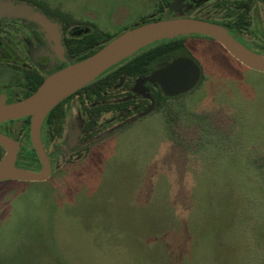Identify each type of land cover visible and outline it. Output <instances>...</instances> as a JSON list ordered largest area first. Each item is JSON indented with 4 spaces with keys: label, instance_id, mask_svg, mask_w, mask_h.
Here are the masks:
<instances>
[{
    "label": "rangeland",
    "instance_id": "374dc122",
    "mask_svg": "<svg viewBox=\"0 0 264 264\" xmlns=\"http://www.w3.org/2000/svg\"><path fill=\"white\" fill-rule=\"evenodd\" d=\"M48 1L110 34L155 4ZM186 50L202 80L172 102L174 137L154 112L46 182H0V264H264V73L208 39Z\"/></svg>",
    "mask_w": 264,
    "mask_h": 264
},
{
    "label": "flooded vegetation",
    "instance_id": "af4514ba",
    "mask_svg": "<svg viewBox=\"0 0 264 264\" xmlns=\"http://www.w3.org/2000/svg\"><path fill=\"white\" fill-rule=\"evenodd\" d=\"M7 1L31 5L49 25L45 27L26 17L0 18V103L5 106L26 100L48 76L93 52L88 55L91 56L107 40L158 18H194L220 25L247 48L264 54V0H153L152 11L140 16L132 25L125 26L120 34H110L96 23L84 20L48 0ZM118 13L120 19L114 24L123 23L126 19L123 6L111 13L110 18L114 19ZM86 14L94 18L92 13ZM187 54L184 50L175 57H189ZM175 57L160 60L152 70L142 75L132 77L124 73L110 86L81 88L80 92L76 93L77 90L68 96L62 105V116L56 122V128L55 124H51L52 128L44 129V121L41 126V142L52 168L51 176L60 167L59 163L80 158L91 146L109 138L117 130L156 112V96L160 88L144 83L146 93L154 99V106L148 114L140 117L151 103L135 92L134 83L149 76L159 63ZM30 120V116H25L0 122V134L19 144L15 165L36 171L41 165L30 139ZM99 137L102 139L93 142ZM0 148L3 156L4 149L1 145ZM31 148L39 167L31 163L27 154Z\"/></svg>",
    "mask_w": 264,
    "mask_h": 264
},
{
    "label": "water",
    "instance_id": "95a60500",
    "mask_svg": "<svg viewBox=\"0 0 264 264\" xmlns=\"http://www.w3.org/2000/svg\"><path fill=\"white\" fill-rule=\"evenodd\" d=\"M26 17L49 25L45 17L26 3L0 1V18ZM205 36L217 42L232 58L244 67L264 73V54L255 52L236 40L226 28L200 19L169 18L152 21L117 35L105 43L91 56L68 65L48 76L37 91L17 104L5 106L0 103V122L30 116V139L40 162L39 170H30L15 165L19 144L0 134V145L4 154L0 159V182H46L52 168L41 142V126L48 113L65 98L91 83L105 71L132 57L141 49L156 42L186 36ZM202 79L200 66L188 56H179L157 65L149 76L134 83V90L150 100L149 108L140 114H148L154 99L146 93L144 83L149 82L161 93L174 98L193 91ZM103 137V136H102ZM102 137L93 142L101 140Z\"/></svg>",
    "mask_w": 264,
    "mask_h": 264
},
{
    "label": "trees",
    "instance_id": "16d2710c",
    "mask_svg": "<svg viewBox=\"0 0 264 264\" xmlns=\"http://www.w3.org/2000/svg\"><path fill=\"white\" fill-rule=\"evenodd\" d=\"M159 20L162 18H158ZM197 38L208 39L210 41L215 42L213 39L205 36H198L192 35ZM190 36L186 37H178L171 40H163L160 42H156L144 49H141L132 57L120 62L117 65L111 67L107 71H105L101 76L95 79L92 83L85 86L81 90H86L87 88L94 89L93 87L97 88H104L106 86H110L113 82L117 81L121 74H128L132 77L136 75H142L147 71L153 69L154 65L157 64L160 60H165L166 58L175 57L182 53V51L186 50V43L187 39ZM88 47V45H86ZM93 53V52H91ZM90 53V54H91ZM88 54V55H90ZM88 55H85L78 60H83ZM119 65L121 67H119ZM202 80V79H201ZM201 82V81H200ZM201 84V83H199ZM81 90L77 91L76 93L80 92ZM191 94V93H190ZM186 95L168 98L164 96L161 91L157 93L156 99L158 106L156 108V112H162L164 115V123L166 125V130L168 133L173 137L176 133V127L178 126L179 121V113L173 106L172 102L183 98ZM68 100V98L61 101L58 105H56L46 116L44 120V129H50L52 126L51 124H55L59 122L62 116V105ZM2 150L0 148V159L2 156ZM30 161L33 165L39 167V162L34 151L31 148V151L27 153Z\"/></svg>",
    "mask_w": 264,
    "mask_h": 264
}]
</instances>
